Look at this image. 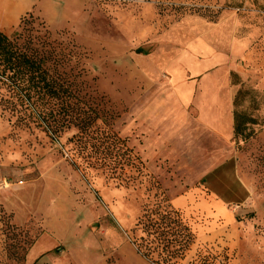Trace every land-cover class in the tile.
<instances>
[{
    "label": "rangeland",
    "instance_id": "374dc122",
    "mask_svg": "<svg viewBox=\"0 0 264 264\" xmlns=\"http://www.w3.org/2000/svg\"><path fill=\"white\" fill-rule=\"evenodd\" d=\"M24 19L73 47L71 65L114 104L113 130L146 173L83 175L69 163L75 130L54 143L0 110V264H154L133 238L155 181L194 237L176 264L200 252L264 264V0H0L1 32Z\"/></svg>",
    "mask_w": 264,
    "mask_h": 264
},
{
    "label": "trees",
    "instance_id": "16d2710c",
    "mask_svg": "<svg viewBox=\"0 0 264 264\" xmlns=\"http://www.w3.org/2000/svg\"><path fill=\"white\" fill-rule=\"evenodd\" d=\"M19 27L11 36L0 31L2 115L15 127L46 133L54 143L75 130L67 141L69 163L83 175L102 172L124 184L135 178L129 174L133 170L143 176L144 163L113 130L120 117L114 104L71 65L73 47L51 41L48 32L40 33L33 21L24 19ZM245 117L234 114L238 135L249 123ZM155 183L160 192L153 206L143 207L134 230L141 236L133 242L137 252L154 264H176L191 249L194 237L182 214L171 210L160 184ZM208 259L200 252L196 264H208Z\"/></svg>",
    "mask_w": 264,
    "mask_h": 264
},
{
    "label": "crops",
    "instance_id": "0c3cea01",
    "mask_svg": "<svg viewBox=\"0 0 264 264\" xmlns=\"http://www.w3.org/2000/svg\"><path fill=\"white\" fill-rule=\"evenodd\" d=\"M11 1V0H10ZM13 3V2H12ZM159 117V115H157V118ZM169 128H171V126H168ZM165 129H168V128H165ZM183 132L180 134V136H183L184 135V132H186L187 130H182ZM194 136V130H190L189 129V133L187 134L186 138H185V143L187 144V140H190L191 137ZM185 144V145H186ZM200 155V156H199ZM198 157H197V166L200 165V172H204V171H207L213 164H214V161L213 159L212 160H206L205 159V156L202 155V154H199ZM188 157V156H187ZM210 159V158H209ZM188 181V178H186V182Z\"/></svg>",
    "mask_w": 264,
    "mask_h": 264
}]
</instances>
